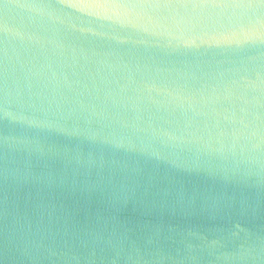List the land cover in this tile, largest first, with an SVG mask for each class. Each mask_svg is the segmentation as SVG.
Returning a JSON list of instances; mask_svg holds the SVG:
<instances>
[{"label": "water", "instance_id": "obj_1", "mask_svg": "<svg viewBox=\"0 0 264 264\" xmlns=\"http://www.w3.org/2000/svg\"><path fill=\"white\" fill-rule=\"evenodd\" d=\"M0 264H264L259 25L0 0Z\"/></svg>", "mask_w": 264, "mask_h": 264}, {"label": "snow or ice", "instance_id": "obj_2", "mask_svg": "<svg viewBox=\"0 0 264 264\" xmlns=\"http://www.w3.org/2000/svg\"><path fill=\"white\" fill-rule=\"evenodd\" d=\"M68 9H102L114 15L137 10L150 11L157 17H167L172 12L189 22L215 17L223 13L230 25L246 35H255L257 24L264 37V0H56ZM231 13V14H229ZM192 40L191 43H195Z\"/></svg>", "mask_w": 264, "mask_h": 264}]
</instances>
